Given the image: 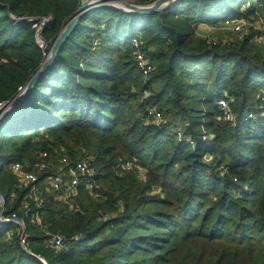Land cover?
<instances>
[{"label":"trees","instance_id":"1","mask_svg":"<svg viewBox=\"0 0 264 264\" xmlns=\"http://www.w3.org/2000/svg\"><path fill=\"white\" fill-rule=\"evenodd\" d=\"M80 4L0 0V103L45 59L32 24L11 16L50 17L52 46ZM257 14L264 0H183L150 15L100 6L82 15L46 75L3 118L8 163L46 149L88 160L101 195L81 186L74 210L43 190L41 206L30 203L42 222L27 221L32 253L47 264H264V49L255 31L229 44L196 35L198 22ZM135 37L155 65L148 77L134 62ZM248 114L255 118L244 121ZM119 159L133 170L118 172ZM7 174L0 170V191L9 201L18 195L9 206L17 212L24 191ZM9 231L0 229V264H44ZM46 231L64 235L65 245L47 248Z\"/></svg>","mask_w":264,"mask_h":264},{"label":"built area","instance_id":"2","mask_svg":"<svg viewBox=\"0 0 264 264\" xmlns=\"http://www.w3.org/2000/svg\"><path fill=\"white\" fill-rule=\"evenodd\" d=\"M84 1V0H80ZM157 0H150L147 5H152ZM14 25L21 21H27L33 25L35 30L36 43L42 50V55L44 58H48L51 53L50 41L44 37V28L47 26L50 17H16L11 16ZM232 26V31L235 34H246L250 32L252 28H256L252 21L248 18H240L229 23ZM260 32L263 33L264 38V23L260 24ZM255 31V32H259ZM259 32V34H261ZM261 38L260 36H257ZM141 37L132 38L131 42L135 48L134 52V62L138 65L139 69L142 71L145 77H148L155 67L153 63L147 58L145 53L141 50ZM98 44L95 42V47ZM80 67H83L82 62ZM26 89V85L18 88L17 93L10 99L0 103V109L4 108L5 112L0 116V121L9 113L10 107L20 94H22ZM218 105L225 112V119L229 122L235 121V115L226 99H221L218 101ZM264 111V110H263ZM264 114V112H263ZM149 115L152 116L156 121L162 118L156 110H150ZM253 114H248L244 121L254 119ZM7 168L10 173H12L18 180L20 188L24 191V198L21 202V208L24 209V216L16 215L13 212L9 204L14 200L9 201L7 195L0 191V222L3 225H10L15 228V232L18 236L20 245L25 251L32 254L38 258L44 264H47L45 258L42 255L34 254L28 249V219L34 224L41 225V218L39 211L31 212L30 203H35L38 207L41 206L43 202L42 192L43 190L47 192H53L57 196V201H61L67 204L74 210H78L79 205L75 204V200L79 196L81 186H84L87 191L95 198H100V193L96 191V181H95V171L91 167L88 160H73L62 152L55 151L51 152L49 150H38L34 151L33 159L27 162L12 161L7 164ZM134 168L132 162L119 159L117 164V171H132ZM13 231H9L12 233ZM81 235H76L73 239L80 240ZM66 242V237L60 233H54L50 231L45 232V242L44 245L50 249H61Z\"/></svg>","mask_w":264,"mask_h":264},{"label":"water","instance_id":"3","mask_svg":"<svg viewBox=\"0 0 264 264\" xmlns=\"http://www.w3.org/2000/svg\"><path fill=\"white\" fill-rule=\"evenodd\" d=\"M183 0H157L152 5H135L130 2V0H84L81 2L74 16L68 21L65 27L58 34L54 44L51 48L50 56L45 59L40 68L36 73L31 77V79L26 84L25 91L15 98L13 101L10 110H13L17 105H19L25 97L31 92L34 86L46 75L48 69L52 66L53 62L56 59V56L61 49L64 42L69 38L73 30L76 28L83 14L86 12L95 9L100 6L112 7L117 10H120L124 13L131 14H155L160 11H163L169 7H172ZM117 3H121L118 5ZM5 109H0V116L4 114Z\"/></svg>","mask_w":264,"mask_h":264},{"label":"rangeland","instance_id":"4","mask_svg":"<svg viewBox=\"0 0 264 264\" xmlns=\"http://www.w3.org/2000/svg\"><path fill=\"white\" fill-rule=\"evenodd\" d=\"M130 2L132 4H135V5H140V6L144 5V4H141L139 2V0H130ZM249 19L252 21L253 25L260 30V28H261L260 24L264 23V15L257 14V15H254V16L250 17ZM198 23H200V24L197 25V27H198L197 30H196L197 37H203V38L208 39L209 41H212L214 43H218V42H221L223 44L239 43L247 35V33L246 34H235V33H233L232 26L230 24H228V23H221V24H218V25H215V26L206 25V24H203L202 22H198ZM259 30H255V29L252 28L249 31H259ZM259 32H258L257 36H260L261 38H258L256 36L254 38V43L256 45H259L261 48L264 49L263 33L260 32L261 34H259ZM43 34H44V32H43ZM35 39H36V37H35ZM95 42L99 45L100 39L97 36H95L92 39L93 46H95ZM51 48H52V46H51ZM45 59H47V58H45ZM154 67H155V65H154ZM80 68H83V67H80ZM146 95H150V93H147ZM8 118L11 119V125H14V124L17 123L16 119H14L13 117L9 116ZM218 119L220 120L219 117H218ZM156 122L159 125H162L163 123L166 122V119L164 118L163 114H162V118H160V120L156 121ZM5 123H6V120H4V119L0 123V144H1V142L3 144L5 143L4 140H3L4 132L6 130L5 129V126H6ZM180 130H182V129L179 128V131ZM11 154H12V150H11V148L8 145L5 144V146H2V151L0 152V170H2V176H8V174H7L8 173L7 164H8V161H9V156ZM10 174H11V176L13 175L12 173H10ZM140 176L142 177L143 181H145V179L147 178V176H146V174L144 173L143 170L140 171ZM12 177L14 178V181H15L16 190L21 191V188H20V185H19V182H18L17 178L14 175ZM12 197H14V200L12 202H10L9 206H12L16 202V199H17L18 195L13 193ZM55 199L59 200V199H57L56 195H55ZM21 202H20V209L18 208V210H17V212H15V214L19 215V216H24L25 213H24V209L21 208V206H22ZM3 227H4V225L0 222V229H2ZM13 230H14V232H12V233L8 232V236H12L13 233L16 234L15 233V228H13ZM16 237L18 238L17 234H16Z\"/></svg>","mask_w":264,"mask_h":264},{"label":"bare ground","instance_id":"5","mask_svg":"<svg viewBox=\"0 0 264 264\" xmlns=\"http://www.w3.org/2000/svg\"><path fill=\"white\" fill-rule=\"evenodd\" d=\"M118 5H121V3H117Z\"/></svg>","mask_w":264,"mask_h":264},{"label":"crops","instance_id":"6","mask_svg":"<svg viewBox=\"0 0 264 264\" xmlns=\"http://www.w3.org/2000/svg\"><path fill=\"white\" fill-rule=\"evenodd\" d=\"M229 24V23H228Z\"/></svg>","mask_w":264,"mask_h":264}]
</instances>
